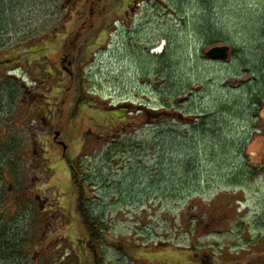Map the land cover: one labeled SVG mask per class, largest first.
Wrapping results in <instances>:
<instances>
[{
    "label": "rangeland",
    "instance_id": "374dc122",
    "mask_svg": "<svg viewBox=\"0 0 264 264\" xmlns=\"http://www.w3.org/2000/svg\"><path fill=\"white\" fill-rule=\"evenodd\" d=\"M101 1L3 2L0 143L15 157L0 209L36 230V264H88L69 191L67 158H79L109 237L133 247L108 248L111 264H189L203 250L220 264L264 263V0ZM104 13L110 27L78 62L79 38ZM218 45L227 60L207 56ZM78 67L89 105L72 120Z\"/></svg>",
    "mask_w": 264,
    "mask_h": 264
},
{
    "label": "trees",
    "instance_id": "16d2710c",
    "mask_svg": "<svg viewBox=\"0 0 264 264\" xmlns=\"http://www.w3.org/2000/svg\"><path fill=\"white\" fill-rule=\"evenodd\" d=\"M6 1L7 0H0V29H2L5 24H3L5 19L3 20L1 16L3 17L4 14L8 12V9L5 10L3 4V2L6 3ZM122 2L123 0H114V3L113 0L101 1L104 7L107 3L112 4L117 11L122 7ZM99 18L102 19L101 24L95 31L90 33V37L79 38V42H82V46L80 47V51L78 53L79 55L77 56L78 62L80 63L84 61V55L88 52V47L92 46L91 43L94 42L95 45H97V42L100 40L103 32L110 27L106 25L107 19L105 17V13L100 14ZM8 25L6 27H8ZM88 27H90V25ZM1 32L2 30H0V35ZM219 42L223 41L219 40L218 43ZM32 43L35 45V40ZM45 50V48L38 49L37 55L43 56L44 58V56H46ZM22 54V52L18 53L17 56H21ZM7 61L8 60L3 61V58L0 57V66L8 65L6 64ZM39 65L42 68V60H39ZM9 70L10 69H8V71ZM45 72L46 70L42 72L44 81L48 80V75L52 74H47ZM58 75L61 76L62 73L60 72ZM88 83L89 78L87 77L85 70L78 67L76 72H74L70 85L68 86V89L71 88L69 89V93L72 91L75 93L72 110L70 112L72 120L78 119L80 113L83 112L84 104L89 105V97L86 92ZM116 111L126 114V110H124V108H120ZM147 113L148 112H146V114ZM165 113L167 114L168 111L158 112L155 115L164 117ZM125 114L120 116V122H122L125 118ZM146 114L143 113L142 115L147 118ZM86 135L90 137L92 136V133L87 131ZM112 148L120 149L125 148V146L119 142H114ZM14 152V150H9L2 145V143H0V206H4V204H7L8 202V195L6 191H4V186L1 184V182L5 179L4 161L6 158L15 157ZM67 162L70 166L72 175L71 187L69 190L70 199L74 203L73 205L75 206L77 220L83 231L82 239H79V247L81 248L80 252L87 256L89 261L88 264H111L107 258L106 250L108 248H113L123 255H132L131 251H133V247L126 245L121 241L112 240L108 235L107 223L103 215L94 211L90 201L89 191L93 181L90 180L83 162L79 158L72 157L67 158ZM12 210L13 208L11 205H9V207L7 206L4 210L0 209V264H36L34 257L32 256L33 250H31L32 242L36 239V230L32 228L30 222H26L27 220L20 215V212L15 211L14 213H11ZM198 215L199 216H196V222H199L201 219L200 214ZM69 218L66 216L68 221ZM43 236L44 233L39 235L37 238L40 239L43 238ZM185 261L189 264H220L219 256H215L214 253L204 250L201 252H189L185 256ZM257 264L264 263L258 262Z\"/></svg>",
    "mask_w": 264,
    "mask_h": 264
},
{
    "label": "water",
    "instance_id": "95a60500",
    "mask_svg": "<svg viewBox=\"0 0 264 264\" xmlns=\"http://www.w3.org/2000/svg\"><path fill=\"white\" fill-rule=\"evenodd\" d=\"M230 48L228 46H214L210 48V50L207 53V56L211 60H227L229 58ZM60 136V132H56L55 140H57ZM59 144L64 147V150L67 149V145L64 143V141H59Z\"/></svg>",
    "mask_w": 264,
    "mask_h": 264
},
{
    "label": "bare ground",
    "instance_id": "6f19581e",
    "mask_svg": "<svg viewBox=\"0 0 264 264\" xmlns=\"http://www.w3.org/2000/svg\"><path fill=\"white\" fill-rule=\"evenodd\" d=\"M164 45H165V42H163V44L159 45L158 48H156V52L161 53Z\"/></svg>",
    "mask_w": 264,
    "mask_h": 264
},
{
    "label": "flooded vegetation",
    "instance_id": "af4514ba",
    "mask_svg": "<svg viewBox=\"0 0 264 264\" xmlns=\"http://www.w3.org/2000/svg\"><path fill=\"white\" fill-rule=\"evenodd\" d=\"M83 25H85V23H83ZM36 45V44H35ZM34 105L36 106V100H35V103H34ZM35 157H36V142H35ZM69 168H70V166H69ZM71 170V169H70Z\"/></svg>",
    "mask_w": 264,
    "mask_h": 264
}]
</instances>
